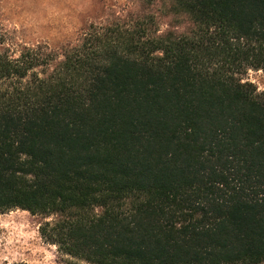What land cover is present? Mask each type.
<instances>
[{"label":"trees","instance_id":"1","mask_svg":"<svg viewBox=\"0 0 264 264\" xmlns=\"http://www.w3.org/2000/svg\"><path fill=\"white\" fill-rule=\"evenodd\" d=\"M169 1L0 49V215L70 264H264V0Z\"/></svg>","mask_w":264,"mask_h":264},{"label":"rangeland","instance_id":"2","mask_svg":"<svg viewBox=\"0 0 264 264\" xmlns=\"http://www.w3.org/2000/svg\"><path fill=\"white\" fill-rule=\"evenodd\" d=\"M152 3L151 7L148 0H0V49L16 56L25 46L61 54L91 27L126 28L145 11L168 12L171 6L169 0ZM242 78L264 93L263 71L250 70ZM56 219L19 209L1 214L0 264H70L71 258L41 235V227Z\"/></svg>","mask_w":264,"mask_h":264}]
</instances>
